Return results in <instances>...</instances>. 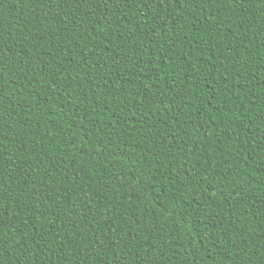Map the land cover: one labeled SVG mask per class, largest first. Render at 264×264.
Instances as JSON below:
<instances>
[{"label": "trees", "instance_id": "16d2710c", "mask_svg": "<svg viewBox=\"0 0 264 264\" xmlns=\"http://www.w3.org/2000/svg\"><path fill=\"white\" fill-rule=\"evenodd\" d=\"M0 48L3 264H264V0H0Z\"/></svg>", "mask_w": 264, "mask_h": 264}, {"label": "snow or ice", "instance_id": "6c2138e0", "mask_svg": "<svg viewBox=\"0 0 264 264\" xmlns=\"http://www.w3.org/2000/svg\"><path fill=\"white\" fill-rule=\"evenodd\" d=\"M36 2L37 3H41V2L44 3L47 16L53 17L55 15V12L57 11V5H59L62 8L63 5L68 2V0H36ZM75 2L77 4V6H79L80 4H83V3H94V0H75ZM111 2L113 4H117L118 7L119 6L127 7L129 4H137L138 5L140 0H111ZM144 2L145 3L156 4L157 0H144ZM162 2H163V0H162ZM167 2L169 4V6H171V3L174 2V0H167ZM175 2H178V0H175ZM234 2H235V0H233V3ZM243 2L246 3L247 0H243ZM104 18L107 19L106 16ZM112 35H115V32H112ZM2 55H3V48H0V73H2L3 71L7 70V65L3 63ZM30 70L33 71V72L37 71L36 68H31ZM45 75H47L46 72H45ZM0 78H2V77H0ZM2 96H3V92H0V97H2ZM213 99H214V97H213ZM134 106L135 105H133V107ZM89 131H91V130H89ZM137 179H140L141 183H143L142 177L141 178H137ZM144 190L147 191L148 187L145 186ZM0 199H2V197H0ZM202 199H203V197H202ZM161 206L163 207V205H161ZM0 211H2V209H0ZM245 243H247V241H245ZM0 244H2V239H0ZM2 252H3V248L0 247V253H2ZM234 255L237 258L240 256L239 249L236 250ZM0 264H3L2 259H0ZM231 264H236V260L233 259L231 261Z\"/></svg>", "mask_w": 264, "mask_h": 264}]
</instances>
